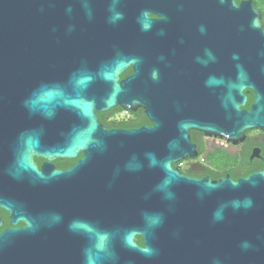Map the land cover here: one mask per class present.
Segmentation results:
<instances>
[{
	"label": "water",
	"instance_id": "1",
	"mask_svg": "<svg viewBox=\"0 0 264 264\" xmlns=\"http://www.w3.org/2000/svg\"><path fill=\"white\" fill-rule=\"evenodd\" d=\"M170 2L183 92L152 56L172 34L119 33L103 17L113 0H0V264H264V171L211 181L171 166L192 156L189 130L264 128L261 14L251 0ZM116 107L152 126L106 131L96 113ZM79 151L66 172L33 162Z\"/></svg>",
	"mask_w": 264,
	"mask_h": 264
},
{
	"label": "flooded vegetation",
	"instance_id": "2",
	"mask_svg": "<svg viewBox=\"0 0 264 264\" xmlns=\"http://www.w3.org/2000/svg\"><path fill=\"white\" fill-rule=\"evenodd\" d=\"M114 3L104 4V16L115 17L116 30L119 33H147L155 35L172 34L168 47L155 46L153 59L166 60L170 64V78L164 86L183 92V11L173 7L170 0H113ZM133 48L129 49L132 52ZM137 51L133 54L135 55ZM138 53V52H137ZM136 53V54H137ZM134 73L132 64L119 75L118 83L124 82ZM247 102H252L245 110H250L254 100L252 91L245 93ZM245 104V105H246ZM97 121L106 131L132 130L141 126H152L142 108L135 111H125L120 107L109 111L96 113ZM140 123V124H138ZM189 141L192 147L188 152L191 157H185L171 166L186 178L216 181L229 176L236 181L251 174L264 171V128L251 129L243 132L241 139L229 141L221 136L207 135L197 130H189ZM97 149H91L87 156H95ZM86 152L79 151L74 158L56 156L52 160L33 157L38 172L49 173L70 171ZM0 232L11 228L10 215L0 208ZM19 222L16 227H23ZM142 246V243H138ZM141 241V240H140Z\"/></svg>",
	"mask_w": 264,
	"mask_h": 264
},
{
	"label": "trees",
	"instance_id": "3",
	"mask_svg": "<svg viewBox=\"0 0 264 264\" xmlns=\"http://www.w3.org/2000/svg\"><path fill=\"white\" fill-rule=\"evenodd\" d=\"M242 0H236L237 3H240ZM253 3V6L259 11L261 14V23L264 28V0H251ZM249 101L244 107H248L249 103L252 102V98L249 97ZM140 124V123H138ZM138 243L141 244V241L138 239Z\"/></svg>",
	"mask_w": 264,
	"mask_h": 264
}]
</instances>
